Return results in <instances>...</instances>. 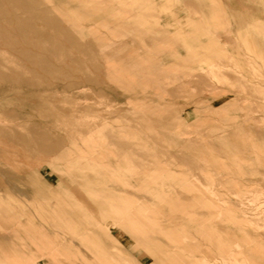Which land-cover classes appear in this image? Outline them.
Returning <instances> with one entry per match:
<instances>
[{
	"label": "rangeland",
	"instance_id": "1",
	"mask_svg": "<svg viewBox=\"0 0 264 264\" xmlns=\"http://www.w3.org/2000/svg\"><path fill=\"white\" fill-rule=\"evenodd\" d=\"M7 206L0 264H264V0H0Z\"/></svg>",
	"mask_w": 264,
	"mask_h": 264
},
{
	"label": "bare ground",
	"instance_id": "2",
	"mask_svg": "<svg viewBox=\"0 0 264 264\" xmlns=\"http://www.w3.org/2000/svg\"><path fill=\"white\" fill-rule=\"evenodd\" d=\"M197 2H198V1H197ZM198 4H199V2H198ZM198 4H197V5H198ZM199 5H201V4H199ZM81 34H82V33H81ZM100 43H101V42H100ZM100 43H99V44H100ZM97 45H98V44H97ZM97 48H98V47H97ZM87 51L89 52L88 49H87ZM123 63H124V62H123ZM164 71H165V70H164ZM169 72H170V71H169ZM161 73H162V71H161ZM146 79H147V78H146ZM147 82H148V81H147ZM100 135H101V134H100ZM64 149H66V150H64V151L62 150V152L60 151V153H65V152H69V151H70V149H67V148H64ZM121 154H122V153H121ZM255 172H256V171H255ZM244 181H245V180H244ZM236 182H237V181H236ZM8 210H9V207H8V206H7V207H4V209H3V208H2V209L0 208V213H1V211H2L3 213H5V212L8 211ZM9 248H10V247H9ZM3 250L5 251V248H3ZM3 250L1 251L2 254H3V252H4ZM10 251L12 252L13 250L10 249ZM3 256H4V255H3Z\"/></svg>",
	"mask_w": 264,
	"mask_h": 264
}]
</instances>
